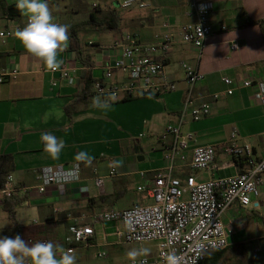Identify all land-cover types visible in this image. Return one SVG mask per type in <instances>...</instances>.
I'll return each mask as SVG.
<instances>
[{"label": "crops", "instance_id": "obj_1", "mask_svg": "<svg viewBox=\"0 0 264 264\" xmlns=\"http://www.w3.org/2000/svg\"><path fill=\"white\" fill-rule=\"evenodd\" d=\"M123 0H48L54 18L74 30L81 49L88 54L90 67L77 59L74 48L65 49L59 57L67 66L74 68V82L69 85L58 80L55 86L51 80L56 77L35 57L26 54L14 38L17 27H22L26 18L17 14L11 0H0V30H9L12 36L0 39V69H17V76L0 83V180L11 174L19 187L36 183V175L45 167L71 162L80 164L78 180L64 185H50L43 194L15 198L19 201L14 208V217L7 229L0 235L12 236V225L53 226L54 236L47 238L54 246L64 245L67 227L74 222L84 224L89 215L109 209H124L132 204H146L152 201L149 186L156 170L163 168V142L171 137H162L166 124L177 123L187 84L184 81L180 61H188L202 74L192 88L197 98L211 100V113L196 122L189 121L181 126L193 138L188 142L186 154L192 148L203 145H219L236 131L239 142L250 145L258 156L264 149V104L253 94L254 87L241 86L242 80L256 77L264 81V0H207L212 4L208 17L211 27L201 51L179 40L178 27L195 20L191 4L198 0H139L127 8L120 6ZM85 2H104L100 7L92 3L91 9ZM112 2H115L112 4ZM142 3L143 6H139ZM69 14V16L67 15ZM82 17H78V16ZM249 20L261 24H247ZM108 22L113 29L95 27L94 24ZM167 23L168 27L163 24ZM224 27V28H222ZM111 31L112 38L131 33L142 42L153 43L155 36L172 34L173 41L168 48L164 71L175 82L176 89L159 95H143L119 104L127 111V118L136 120L138 138L129 141L124 138L106 139L99 135L105 132V125L99 117L86 112L92 106V84L102 76L99 64L108 58L106 51L100 52L101 42L84 34ZM89 42H93L89 44ZM236 49H232V44ZM158 53L154 57H158ZM62 63V64H63ZM118 76V73H116ZM222 77H229L239 85L231 95L225 94ZM87 97L83 98L84 93ZM98 121V122H97ZM118 131L121 126L117 125ZM53 132L65 142L58 158H51L42 147L41 135ZM142 134V135H141ZM85 151L90 160H77V154ZM113 169L112 176L109 171ZM239 170L218 149L214 165L205 170H191L176 160L171 175L182 178L192 174L197 180L231 176ZM102 177V185L94 184V177ZM144 186V191L137 187ZM259 204L242 206L237 200L223 212L222 220L227 233L228 245L212 250L206 264H264V255L248 257L243 250L249 244L255 245V252L264 251V219L259 208L264 206V184L258 195ZM4 209V206H1ZM5 211V209H4ZM8 215V213H7ZM75 221V222H76ZM110 223V230H99L96 225ZM96 224V225H95ZM106 225V224H105ZM119 222H97L93 224V236L88 249L77 247L73 254L76 264L96 257L102 248L116 244L109 237L114 236ZM3 233V234H2ZM116 264H120L119 261Z\"/></svg>", "mask_w": 264, "mask_h": 264}, {"label": "built area", "instance_id": "obj_2", "mask_svg": "<svg viewBox=\"0 0 264 264\" xmlns=\"http://www.w3.org/2000/svg\"><path fill=\"white\" fill-rule=\"evenodd\" d=\"M139 0H123L120 6L127 8ZM139 6H143L139 3ZM203 6V9H201ZM195 20L178 27L179 40L201 51L206 37L211 32L208 17L212 4L207 0L194 1L191 4ZM168 27L167 23L163 24ZM224 28V27H222ZM12 36L9 30H0V39ZM153 43L142 42L136 35L125 33L115 37L108 44L99 45L100 52L106 51V59L99 68L102 76L92 84V99L100 96L109 102L126 100L143 95H159L176 89L175 82L166 75L165 60L168 48L173 41L172 34L155 36ZM93 42H89L92 44ZM236 49V44H232ZM158 53V57L154 54ZM179 66L187 84L177 123L166 124L162 137L170 136L169 142H163V158L166 165L153 174L149 186L152 201L146 204L135 203L124 209H109L89 215V221L81 224L74 222L67 227L63 238L64 245L56 247L59 255L64 250L74 251L80 247H93V224L97 222H119L115 230V243L156 242V253L152 259L142 257L136 264H165L168 254L174 253L178 264H206L208 254L215 249L228 245L227 231L222 215L234 200L242 206H258V195L264 184V149L260 155L253 148L239 142L236 131H232L226 141L219 145L196 146L186 154L187 144L193 138L189 131L183 132L181 126L189 121L196 122L211 113V100L217 94L203 100L192 94L193 86L203 78V74L190 62L180 61ZM51 72V71H50ZM74 68L61 64L56 77L51 80L55 86L58 80L71 85L74 82ZM118 73V76H116ZM17 69H0V83L14 79ZM71 80V83H69ZM225 94L231 95L239 87L229 77H222ZM241 86L254 87V98L264 104V81L256 77L242 80ZM219 150L230 162L240 164L239 170L231 176L197 180L192 174L182 178L171 175L176 160L191 170H205L214 165L215 152ZM240 162V163H239ZM80 164L66 163L45 167L36 175V183L19 187L11 174H6L0 184V207L4 200L43 194L50 185H64L78 180ZM113 169L109 171L112 176ZM94 184L100 188L102 177L95 176ZM144 191V186L137 187ZM76 221V222H75ZM45 241V240H42ZM105 256L104 251L96 252V257ZM132 264V261H131Z\"/></svg>", "mask_w": 264, "mask_h": 264}, {"label": "clouds", "instance_id": "obj_3", "mask_svg": "<svg viewBox=\"0 0 264 264\" xmlns=\"http://www.w3.org/2000/svg\"><path fill=\"white\" fill-rule=\"evenodd\" d=\"M11 2L20 16L26 18L23 26L16 28L14 38L19 41L26 54L40 60L48 71L55 72L63 63L59 53L68 47L69 26L54 18L48 0ZM92 106L107 111L111 103L98 95L93 98ZM41 142L43 150L53 159L58 158L65 147L64 140L50 131L42 133ZM76 158L81 161L91 159L85 151H80ZM6 224L0 222V230ZM148 251L147 248L132 249L127 252V257L132 264H136L137 257L147 254ZM178 259L174 253L168 254L165 264H178ZM0 264H76V256L71 250H64L58 255L56 246L48 241H38L29 245L17 233L12 236L0 235Z\"/></svg>", "mask_w": 264, "mask_h": 264}, {"label": "rangeland", "instance_id": "obj_4", "mask_svg": "<svg viewBox=\"0 0 264 264\" xmlns=\"http://www.w3.org/2000/svg\"><path fill=\"white\" fill-rule=\"evenodd\" d=\"M86 7L91 9L92 3H98L100 7L103 6L104 2H85ZM115 2H112V4ZM69 16V14H67ZM78 17H82L81 15ZM84 39L88 40L94 39L99 40L101 42H109L112 38L111 31H106L105 34L101 35L97 32H90L84 34ZM86 112L94 113L95 117H99V123H103L105 125V132H99V135L105 137L106 139H110L111 137L114 138H124L129 141H134L135 139L142 140V138H138V133L142 132L137 125L136 120H131L127 118V111H123L119 107V104H111L109 110L104 111L101 109H97L95 107H86ZM98 122V121H97ZM117 125L121 126V130L118 131L116 128ZM143 133V132H142ZM142 135V134H141ZM260 217L264 219V206L259 208ZM0 222H6L7 224L3 229H7L8 226L11 224L8 218L7 212L4 211L2 207H0ZM106 224V225H105ZM99 224L96 225L97 229L99 230L98 236L101 237L100 230H110L112 225L110 223ZM3 234V233H2ZM6 236H10L7 232L4 233ZM109 239L113 242L116 241L115 236H110ZM147 248L149 251L147 254L139 255L137 259L142 257H147L149 260L155 256L156 253V242L155 241H144V242H133V243H121V244H114L109 247L102 248L105 252V256L102 258H92L88 261H80L78 264H116L117 261L120 264H131V260L127 257V252L132 249H144ZM255 245L249 244L243 250H245L248 257H259L260 255H264V251L261 253L255 252ZM136 259V260H137Z\"/></svg>", "mask_w": 264, "mask_h": 264}, {"label": "trees", "instance_id": "obj_5", "mask_svg": "<svg viewBox=\"0 0 264 264\" xmlns=\"http://www.w3.org/2000/svg\"><path fill=\"white\" fill-rule=\"evenodd\" d=\"M8 11H13L15 10L14 6H8L7 7ZM18 14V12H17ZM262 21H252L249 20L247 22V24H261ZM95 27H103V28H107V29H113V26L110 25L108 22H102L99 24H94ZM68 31H69V41H68V47L74 48L75 54L77 59L80 61V63L86 67H90L91 63L88 60L89 56L87 53H85L81 47L79 46V40L74 32V30H72V28L69 26L68 27ZM3 57V55H0V59ZM83 95V98L87 97V93L85 92ZM124 101V100H122ZM240 163V162H239ZM240 166V164H238ZM1 170V169H0ZM1 174V171H0ZM2 180H0V184H1ZM19 201L16 199H6L4 200L3 206L5 211L8 213V216L13 219L14 217V208L18 205ZM19 233L21 235V237L26 241V243H28L29 245L34 244L38 241H48L47 238H50L52 236H54V232H53V226L48 224V223H44V224H28V225H21L18 224L16 222H13L12 225V235H15Z\"/></svg>", "mask_w": 264, "mask_h": 264}]
</instances>
